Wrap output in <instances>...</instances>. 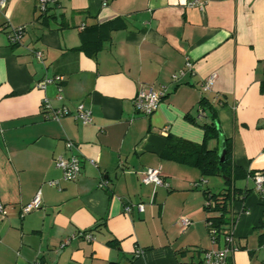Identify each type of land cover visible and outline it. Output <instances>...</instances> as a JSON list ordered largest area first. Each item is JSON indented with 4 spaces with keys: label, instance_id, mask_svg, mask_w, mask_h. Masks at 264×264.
<instances>
[{
    "label": "crops",
    "instance_id": "obj_1",
    "mask_svg": "<svg viewBox=\"0 0 264 264\" xmlns=\"http://www.w3.org/2000/svg\"><path fill=\"white\" fill-rule=\"evenodd\" d=\"M190 1L111 0L104 6L103 0H59L47 19L38 0H11L0 8V204L6 212L0 214V264L198 263L205 251L223 247V239L212 244L203 190L218 193L225 179L203 177L161 154L168 135L203 143L204 131L186 116L207 122L197 112L207 98L232 146L233 164L264 174V0H200L203 10ZM109 23L98 53L80 49L84 29ZM20 26L26 27L22 42L11 45L9 31ZM188 60L192 73L173 82ZM56 77L62 82L38 88ZM149 86L167 88V96L151 116L137 115L133 101ZM44 98L55 108L84 104L92 123L47 118ZM218 145L221 138L208 148ZM71 153L82 171L67 182L55 160ZM148 168L159 169L167 186L143 184L140 175ZM235 187L242 190L231 205L237 250L228 264H264V203L252 178ZM38 193L42 206L22 215ZM141 203L144 212L124 213ZM181 217L192 220L186 230ZM79 231L94 240L73 238ZM136 249L143 250L138 257Z\"/></svg>",
    "mask_w": 264,
    "mask_h": 264
},
{
    "label": "built area",
    "instance_id": "obj_2",
    "mask_svg": "<svg viewBox=\"0 0 264 264\" xmlns=\"http://www.w3.org/2000/svg\"><path fill=\"white\" fill-rule=\"evenodd\" d=\"M11 0H0V8H6L7 4ZM111 0H103V5L107 6ZM59 0H38L37 10L42 15L45 14L51 6H57ZM189 7H198L199 9H204V3L200 0H192L188 3ZM26 32L25 26L13 27L9 31V39L11 45H17L22 42L24 34ZM35 57L39 60H42L43 54L39 51L33 52ZM193 64L191 61H187L185 66L179 70L177 73L172 75L173 82H180L185 76L189 73H192ZM63 78L56 77L54 79L46 78L38 83V88L45 90L48 85L52 83H60ZM215 80V75L209 77L203 84L204 91H208L212 83ZM62 88L59 87V93L57 99L59 101L63 100ZM167 88L163 87L159 90L155 89L154 86H149L148 88L141 89L134 101L133 106L135 113L142 116H151L154 112L157 111L159 105L163 99L167 96ZM42 112L44 115H47V118L60 122L64 117L71 116L77 122H80L83 125H88L92 123V113L89 109L85 107L84 104L79 103L72 110L67 106H62L60 108H55L51 101L48 98H44L42 101ZM66 148L68 151H72L74 148V143L70 140L66 141ZM92 165H96L93 160L89 161ZM56 166L62 171V179L67 182L75 181L81 174L82 171V162L81 159L74 155L64 157L59 156L55 160ZM141 182L145 185H153L156 187H166L167 183L164 181L161 171L159 169L148 168L141 173ZM254 190L260 196L264 203V174L257 172L253 178ZM49 184L53 187L60 189L58 181H51ZM100 186H104V182ZM42 206V201L40 193H38L35 198L22 209V215H26L32 211L38 210ZM133 208H136L139 212H144L145 204L127 205L124 207V213L130 215L133 211ZM5 207L0 204V214L5 215ZM179 226L182 230L188 229L192 225V220L189 217H181L178 221ZM73 238H82L87 242H92L94 236L88 231H79ZM71 239H68L62 244V247L70 243ZM211 241L213 245H217L216 232L212 230L211 232ZM224 245L223 247L207 250L203 253V258L198 263H178V264H228L229 258L237 250L236 240L234 237V228L233 231H229L226 235L223 236ZM141 249H136L135 256L138 257L142 254Z\"/></svg>",
    "mask_w": 264,
    "mask_h": 264
},
{
    "label": "trees",
    "instance_id": "obj_3",
    "mask_svg": "<svg viewBox=\"0 0 264 264\" xmlns=\"http://www.w3.org/2000/svg\"><path fill=\"white\" fill-rule=\"evenodd\" d=\"M49 9L42 15V19L49 18ZM111 26L112 24L109 23L98 28L84 29L81 35L83 44L80 49L86 51L88 54L94 55L98 53L107 37L103 34V31L105 29L110 31ZM94 30H97L96 35L91 37ZM260 88L264 92V68ZM197 112L200 117L203 116L207 119V122L198 123L196 117L189 115L186 116V120L191 124L198 125L204 131L203 143L196 144L173 135H168L161 157L164 160L195 168L203 177H222L225 179L226 187L222 191L217 193L210 189L203 190L205 197L204 210L208 215L206 223L209 235L211 237V232L214 230L217 242H219L229 231H233L237 221V216L232 212L231 205L234 201L240 199L239 194H241L242 190L236 188L235 183L246 178H253L256 172H245L233 164L232 146L229 140H226L222 135L217 123L214 105L207 98H203L199 102ZM220 138L226 149L224 162H221L219 158V145L214 149L208 148V143L211 140H220ZM262 226H264V220H262Z\"/></svg>",
    "mask_w": 264,
    "mask_h": 264
},
{
    "label": "water",
    "instance_id": "obj_4",
    "mask_svg": "<svg viewBox=\"0 0 264 264\" xmlns=\"http://www.w3.org/2000/svg\"><path fill=\"white\" fill-rule=\"evenodd\" d=\"M225 157H226V149L224 146V143L222 142L221 148H220V152H219V158L221 162L225 161Z\"/></svg>",
    "mask_w": 264,
    "mask_h": 264
}]
</instances>
